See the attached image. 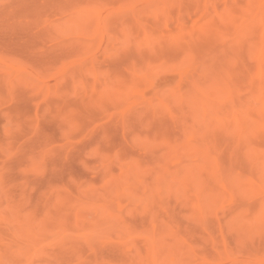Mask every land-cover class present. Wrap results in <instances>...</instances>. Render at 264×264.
<instances>
[{
    "label": "rangeland",
    "instance_id": "obj_1",
    "mask_svg": "<svg viewBox=\"0 0 264 264\" xmlns=\"http://www.w3.org/2000/svg\"><path fill=\"white\" fill-rule=\"evenodd\" d=\"M0 264H264V0H0Z\"/></svg>",
    "mask_w": 264,
    "mask_h": 264
}]
</instances>
